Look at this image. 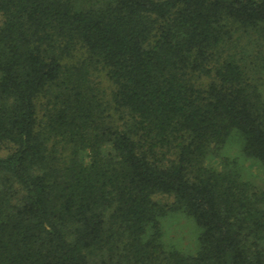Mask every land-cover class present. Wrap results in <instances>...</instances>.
<instances>
[{
    "label": "trees",
    "instance_id": "obj_1",
    "mask_svg": "<svg viewBox=\"0 0 264 264\" xmlns=\"http://www.w3.org/2000/svg\"><path fill=\"white\" fill-rule=\"evenodd\" d=\"M263 77L264 0H0V264H264Z\"/></svg>",
    "mask_w": 264,
    "mask_h": 264
},
{
    "label": "rangeland",
    "instance_id": "obj_2",
    "mask_svg": "<svg viewBox=\"0 0 264 264\" xmlns=\"http://www.w3.org/2000/svg\"><path fill=\"white\" fill-rule=\"evenodd\" d=\"M97 79L106 90L107 85L102 78L97 77ZM262 82L261 92L264 96V77ZM222 159L237 161L242 176L256 188H264V170L257 162L245 159L241 155L239 141L235 135H232L217 152H210L207 155L205 164L219 168ZM153 198L160 203H170L171 201V198L158 194ZM161 224L163 230L162 240L166 245H174L184 253H192L196 249L197 228L190 218L179 212L168 213L162 219Z\"/></svg>",
    "mask_w": 264,
    "mask_h": 264
}]
</instances>
